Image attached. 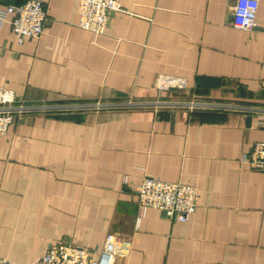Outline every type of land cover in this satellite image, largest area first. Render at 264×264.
Returning a JSON list of instances; mask_svg holds the SVG:
<instances>
[{
    "label": "crops",
    "instance_id": "0c3cea01",
    "mask_svg": "<svg viewBox=\"0 0 264 264\" xmlns=\"http://www.w3.org/2000/svg\"><path fill=\"white\" fill-rule=\"evenodd\" d=\"M26 1L0 0V90L45 108L0 136V259L61 242L98 257L113 233L116 264H264V172L244 161L264 142V0L249 31L237 0H116L103 34L77 0H47L43 35L20 44L7 9ZM147 178L195 186L196 212L143 213Z\"/></svg>",
    "mask_w": 264,
    "mask_h": 264
},
{
    "label": "built area",
    "instance_id": "2783aa9c",
    "mask_svg": "<svg viewBox=\"0 0 264 264\" xmlns=\"http://www.w3.org/2000/svg\"><path fill=\"white\" fill-rule=\"evenodd\" d=\"M77 1L78 25L96 34H103L106 31L111 11H121V6L116 0ZM259 1H236L232 19L235 28L249 31L257 27ZM46 4L47 0H27L22 5L8 7L7 13L12 15L11 30L20 44L27 39H39L43 35L48 21ZM162 89H167V86L163 85ZM32 107L19 101L13 91L1 89L0 136L8 134L10 126L17 118L33 113ZM199 108L217 110L229 107L216 103L191 102V109ZM244 161L253 170L264 172V142L255 143L244 156ZM136 191L143 213L150 208H155L175 221H188L198 206V190L195 186L188 184L147 178L136 188ZM122 244L123 239L119 235L108 234L98 257L90 250L69 243L50 244L36 264H116L118 249ZM0 264L14 263L0 260Z\"/></svg>",
    "mask_w": 264,
    "mask_h": 264
},
{
    "label": "rangeland",
    "instance_id": "374dc122",
    "mask_svg": "<svg viewBox=\"0 0 264 264\" xmlns=\"http://www.w3.org/2000/svg\"><path fill=\"white\" fill-rule=\"evenodd\" d=\"M175 95H177L176 97H177V99H179V100H181V96L182 95H178V93L177 94H175ZM128 101H130V100H127L126 102H128ZM139 101H142V100H134V101H132V102H130V103H137V102H139ZM155 101V100H154ZM157 101H159L160 103H163V102H165V99H163V98H161L160 100H157ZM156 101V102H157ZM183 101H186V100H183ZM153 102V101H152ZM159 102H157V103H159ZM166 102H168L167 100H166ZM32 106V105H31ZM56 106H58V105H56ZM65 106H67V107H72V108H74L76 105L75 104H67V105H64L63 107H65ZM33 108V110H34V112L36 111H40V110H44V108H45V106H40V105H38V106H33L32 107ZM47 109H49L50 108V106H47L46 107ZM36 109V110H35ZM0 260H3V259H0ZM4 261H6V260H4ZM12 263V262H11Z\"/></svg>",
    "mask_w": 264,
    "mask_h": 264
},
{
    "label": "water",
    "instance_id": "95a60500",
    "mask_svg": "<svg viewBox=\"0 0 264 264\" xmlns=\"http://www.w3.org/2000/svg\"><path fill=\"white\" fill-rule=\"evenodd\" d=\"M110 14H112V12H110Z\"/></svg>",
    "mask_w": 264,
    "mask_h": 264
}]
</instances>
